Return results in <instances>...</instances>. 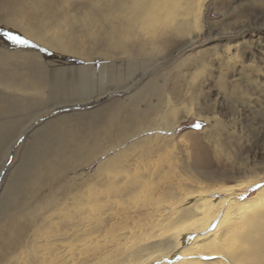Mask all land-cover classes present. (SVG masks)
Masks as SVG:
<instances>
[{"label":"rangeland","instance_id":"rangeland-1","mask_svg":"<svg viewBox=\"0 0 264 264\" xmlns=\"http://www.w3.org/2000/svg\"><path fill=\"white\" fill-rule=\"evenodd\" d=\"M89 6L91 0H0V264H15L37 240L42 215L53 216L54 202L78 193L75 179L97 157L94 152L80 163L85 148L105 134L108 122L105 141L131 118L148 126L167 97L179 106L196 94L203 114L175 128L157 153L170 152L184 179L189 165L201 187L219 183L243 198L257 191L256 185L237 188L246 173L264 176V0H214L200 44L171 38L158 50L135 46L127 56L102 40L96 47L89 42L79 18ZM59 36L73 42L75 54L60 50ZM202 60L209 70L190 85L194 62ZM46 197L50 205L30 220Z\"/></svg>","mask_w":264,"mask_h":264},{"label":"bare ground","instance_id":"bare-ground-1","mask_svg":"<svg viewBox=\"0 0 264 264\" xmlns=\"http://www.w3.org/2000/svg\"><path fill=\"white\" fill-rule=\"evenodd\" d=\"M91 1L94 9L89 6L79 17L86 28L84 35L95 47L102 40L108 49L127 56L135 46L158 50L171 38L185 46L200 44L207 32L206 13L214 0ZM64 22L56 28L62 29ZM58 43L60 50L77 51L65 37L59 36ZM227 60L234 61L231 53ZM208 65L206 60L194 62L190 85L208 72ZM195 95L191 93L179 106L167 97L148 126L144 119L131 118L105 141L113 124L108 120L101 140L85 148L82 160L77 158L89 163L94 152L97 154L93 166L75 179L78 193L62 203L54 202L53 216L42 215L43 223L34 228L37 240L14 263L264 264V184L260 183L264 176L249 170L248 179L237 188L256 185L257 191L239 198L236 189L219 183L201 187L204 182L189 165L184 168V179L170 152L157 154L171 141L175 128L189 118L203 117L195 108ZM206 118L223 126L217 117ZM187 180L199 189H188ZM48 198L34 208L30 220H37L35 214L50 202Z\"/></svg>","mask_w":264,"mask_h":264},{"label":"snow or ice","instance_id":"snow-or-ice-1","mask_svg":"<svg viewBox=\"0 0 264 264\" xmlns=\"http://www.w3.org/2000/svg\"><path fill=\"white\" fill-rule=\"evenodd\" d=\"M9 39L17 43H27V40L22 39L21 36L19 35L9 34ZM196 126L199 127V125H196Z\"/></svg>","mask_w":264,"mask_h":264}]
</instances>
